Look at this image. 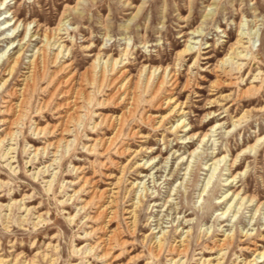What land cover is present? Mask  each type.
Wrapping results in <instances>:
<instances>
[{"label":"rangeland","instance_id":"rangeland-1","mask_svg":"<svg viewBox=\"0 0 264 264\" xmlns=\"http://www.w3.org/2000/svg\"><path fill=\"white\" fill-rule=\"evenodd\" d=\"M56 28L66 54L60 63H71L62 72L53 63L58 50L45 48V33ZM237 38L246 47L243 58L221 63ZM186 46L192 49L184 51ZM38 52L46 55L43 71L33 78L34 92L10 140L15 108L7 109L19 100L11 92L22 87ZM115 61L120 63L112 71ZM164 73L176 80L175 87L169 77L157 89ZM71 75L69 98L56 88ZM84 83L85 94H75ZM124 83L137 97L133 114L121 119L128 100L115 89ZM68 98L79 108L71 123L65 121L71 109L58 107ZM169 99L174 103L165 105ZM176 104L181 105L171 112ZM65 125L67 143L54 149ZM5 137L2 264H216L221 253L220 264H264L258 255L264 252V0H0V138ZM104 139L111 140L107 150ZM86 178L99 191L120 182L113 198L90 200L82 210L92 195L90 183L77 191ZM110 200L114 213L95 220L98 207ZM135 202L132 227L126 210ZM109 215L115 218L106 231L87 235ZM113 230L110 256L103 258L99 247L88 253ZM227 234L232 244L219 251ZM183 238L188 246L179 254Z\"/></svg>","mask_w":264,"mask_h":264},{"label":"bare ground","instance_id":"bare-ground-1","mask_svg":"<svg viewBox=\"0 0 264 264\" xmlns=\"http://www.w3.org/2000/svg\"><path fill=\"white\" fill-rule=\"evenodd\" d=\"M214 1V0H213ZM59 29L60 28H56L55 30H54V33L53 34H48V33H45V41H46V49H49V50H53V49H55V50H58L57 51V53H55V54H53L54 56V60H53V63L55 64V63H60V58H65V55H64V51H65V46L64 45H62V41H60L61 40V38H58V31H59ZM48 34V35H47ZM242 38H237L236 40H235V42L233 43V44H231V46L229 47V51H228V54H227V58H225L223 61H221V63L223 62H226V61H228V60H230V61H232V59H234V58H243V56L241 55V53L243 52V50L246 48V47H244L243 46V42H242V40H241ZM25 40V39H24ZM188 46H186V49L184 50V51H187V50H191L192 48L191 47H188ZM241 49V51H239ZM67 51V50H66ZM41 52V51H40ZM40 52H38V54L37 55H33L32 56V60H31V66H33L32 68H33V70L31 71V72H29L28 73V76H26L24 79V82H23V84H22V87H20L19 89H15L14 91H12L11 92V95H17L18 96V102L17 103H13V104H11V105H9V107H8V109H7V111H10L12 108H15L14 109V114H13V116H14V119L12 120V121H10L9 122V130H8V132L6 133V137H8V139H10V140H13V136H14V131L12 132L11 130L12 129H14L13 127H14V125H17L18 123H19V120L21 119V117H22V113H23V109H24V107H25V105L27 104V102H28V94H29V92L31 91V92H34V77H36V74L39 72V69H40V72L42 73V69L41 68H39L40 66L42 67V63H44V55L45 54H41ZM204 53H207V52H204ZM40 54V55H39ZM43 55V56H42ZM46 56V55H45ZM233 57V58H232ZM97 58H99V57H97ZM212 58V56H208V57H206V58H204V59H211ZM66 59V58H65ZM112 59V58H111ZM98 60V59H97ZM100 60V59H99ZM96 61L97 62V64L94 66V68H95V70L96 69H98V68H100V61ZM107 60V59H106ZM117 60V59H116ZM43 61V62H42ZM46 61V60H45ZM65 61L66 60H64L63 61V63H65ZM119 61V60H118ZM18 63H19V56L18 57H16V58H14V60H13V63H12V65L9 67V70H8V75H12V73H13V71H15V69H16V67H17V65H18ZM118 63H120V62H118ZM116 61L114 62V65L112 66V68H111V70L113 71L114 70V68L116 67V64H118ZM122 63V62H121ZM93 64V63H92ZM105 64H107V63H104V66H105ZM60 65H61V68L58 70V71H67L70 67H71V63H65L64 65H62V63H60ZM45 66V65H44ZM103 66V65H102ZM111 67V66H110ZM238 67H240V66H238ZM93 68V69H94ZM103 68V69H102ZM124 68V67H123ZM92 69V70H93ZM104 69H105V67H101V77L102 78H104V75H105V72L106 71H104ZM242 68L240 67L239 68V70H241ZM87 70V69H86ZM95 70H94V72H95ZM155 71V70H154ZM54 72V71H53ZM86 72V71H85ZM84 72V73H85ZM91 72V71H90ZM152 72V71H151ZM92 73V72H91ZM110 73V72H109ZM124 73H125V71H122L120 74H119V76H117L115 79H113V81H112V83H110L111 85H113V84H115V83H118V80H119V78L120 77H122V75H124ZM153 73V72H152ZM152 73H151V75H150V77H149V80H150V78H151V76H152ZM226 73V72H225ZM95 74H96V72H95ZM126 74V73H125ZM167 74V73H166ZM39 75H40V73H39ZM85 75H87V73L85 74ZM88 76V75H87ZM86 76V77H87ZM90 76V75H89ZM99 76V75H98ZM218 76V75H217ZM85 77V78H86ZM90 77H94V75L92 76H90ZM111 77V76H110ZM170 77V86H173V87H175L176 86V80L175 79H173V77H172V75L170 76V75H165V73L163 74V77H162V80L160 81L159 79V84H158V86H157V89L158 88H160L161 86H163L164 85V83L166 82V80L168 79ZM52 78V77H51ZM84 78V77H83ZM124 78V77H123ZM41 79V78H40ZM101 79V78H100ZM124 79H126V78H124ZM58 80V79H57ZM84 80V79H83ZM90 80H92L91 78H90ZM103 80L104 79H101V82L100 83H102L103 84ZM131 80V79H130ZM222 80V79H221ZM93 81V80H92ZM92 81H89V80H87V81H85V82H87L88 84H90V82H92ZM117 81V82H116ZM139 81V80H138ZM219 81V80H218ZM6 82V81H5ZM5 82L4 83H2L3 85L5 84ZM187 82V81H186ZM220 82V81H219ZM231 82V81H230ZM230 82H229V84H230ZM49 83H50V81H49ZM99 83V82H98ZM126 83H128V81L126 82ZM129 83H130V81H129ZM128 83V84H129ZM147 83V82H146ZM167 83V82H166ZM221 83V82H220ZM32 84H33V86H32ZM101 84V85H102ZM92 85V84H91ZM99 85V84H98ZM109 85V84H108ZM83 87H78V88H76L75 89V94H77V95H82V94H85V89L87 88V84L86 83H84L83 85H82ZM137 87V86H136ZM146 87V86H145ZM100 88V87H99ZM56 89H59L60 90V93L62 94V96L64 95V96H67V97H69L70 98V94L73 92V90H74V82H73V76L71 75V76H69V77H67V79H65V80H62L61 82H59V84H58V86H57V88ZM113 90V89H112ZM115 93H118V92H120V93H122L123 94V97L121 98L122 100H124V99H127L128 101V107L126 108V110L122 113V115L120 116V118L121 119H124L125 117H128L129 115H131V114H133V112H134V109H135V105L136 104H134L135 103V101H136V97H135V95L132 93V91L130 90V89H128V87L126 86V84L124 83V84H122V85H120V86H118V87H116V89H115ZM145 91V90H144ZM154 91V90H153ZM172 92V91H171ZM51 93H52V91H51ZM89 93V92H88ZM156 93V92H155ZM174 93V92H173ZM244 94H245V92H243ZM73 94V93H72ZM112 94H114V93H112ZM242 94V93H241ZM51 95V94H50ZM89 95V94H88ZM53 96V95H52ZM76 96V95H75ZM85 96V95H84ZM113 96V95H112ZM155 96V95H154ZM80 97V96H79ZM109 97V96H108ZM223 97V96H222ZM242 97V96H241ZM52 98V97H51ZM69 98L68 99H66V102H64V103H62V104H60L58 107H60L61 108V106H65V107H68L69 109H71V111L70 112H68V114H67V119L65 120V121H67V122H72L74 119H76L77 118V115H76V112H77V110L79 109L78 107H76L75 106V104H73V105H71V103H73V102H71V101H68L69 100ZM83 98V97H82ZM153 98V97H152ZM240 98V97H239ZM111 99V98H110ZM86 100V99H85ZM121 100V101H122ZM139 100V99H138ZM80 101V100H79ZM44 102V101H43ZM118 102H120V101H118ZM75 103V102H74ZM100 103V102H99ZM159 104H160V102H158ZM169 103H174L173 102V99H169L168 101H165L164 102V104L166 105H168ZM47 104V103H46ZM90 104V103H89ZM45 105V104H44ZM58 105V104H57ZM125 105V104H124ZM160 105H162V104H160ZM180 105L181 104H176L174 107H173V109L171 110V112H173L175 109H177V107H180ZM123 106V105H122ZM44 108H45V106H44ZM55 109H57V108H55ZM40 110V109H39ZM81 110V109H80ZM181 110V109H180ZM178 111V110H177ZM60 112V111H59ZM67 112V111H66ZM66 114V113H65ZM182 114V113H181ZM12 117V116H11ZM103 117V116H102ZM105 117V116H104ZM147 117V116H146ZM145 117V118H146ZM7 120V119H6ZM105 120H106V118H105ZM149 120V119H148ZM122 121V120H121ZM70 122V123H71ZM184 122V121H183ZM61 123H64V122H60V123H58L59 125L61 124ZM121 123V122H120ZM154 123V122H153ZM181 123V122H180ZM65 124V123H64ZM108 124V123H107ZM97 125V124H96ZM114 125V118L113 119H110V122H109V127L110 126H113ZM180 125V124H179ZM68 126V125H67ZM95 126V125H94ZM122 126V125H121ZM57 126H54V127H52L53 128V131H54V129L56 128ZM156 127V126H155ZM178 125L174 128V130H172V131H177L178 130ZM50 128H51V126H50ZM38 129V128H37ZM120 128L118 127V128H116V132H115V134L116 133H118V130H119ZM122 129V128H121ZM172 129V128H171ZM95 130V129H94ZM183 130V129H182ZM53 131L51 130V133H53ZM67 131H69L68 130V128H66V125H65V127H63L62 128V132H61V138L58 140V143H57V145L54 147V149H57L58 150V148L59 147H61V144H62V142H65V143H67V141H66V139H65V137L64 136H66L67 134ZM131 133V132H130ZM132 134V133H131ZM133 134H134V132H133ZM139 135V134H138ZM129 136V135H128ZM207 135L205 134L204 135V137L203 138H205ZM3 138L2 140H1V138H0V147H2V144L5 142V139H7V138ZM104 140H106V139H104ZM104 140H100V143L101 144H103L104 143ZM96 141V140H95ZM98 141V140H97ZM106 142H107V140H106ZM105 142V143H106ZM56 143V142H55ZM69 143V142H68ZM104 143V144H105ZM52 145H54L53 143H51ZM51 144H48L47 146H45L44 148H43V154H47V152H46V149L48 148V147H50V146H52ZM110 144H111V140H108V142H107V147L105 148L106 150H107V148H109V146H110ZM93 146V145H92ZM105 146V145H104ZM11 150V149H10ZM91 150V149H90ZM89 150V151H90ZM88 151V152H89ZM105 151V150H104ZM122 151V150H121ZM57 153V152H56ZM122 153V152H121ZM103 154H104V152H103ZM5 157L6 156H8V152H5ZM39 155V153H38V149H37V151L35 152V154H34V157L36 158L37 156ZM56 155V154H55ZM56 160H54V162H55ZM139 165V164H138ZM11 166V165H10ZM145 166V165H144ZM45 168V167H44ZM49 168H50V166H47V168H46V170L43 172V173H48V171H49ZM78 169V168H77ZM235 170V169H234ZM84 177V176H83ZM108 177V176H107ZM90 179V178H89ZM114 179V178H113ZM118 181H119V178L117 179ZM118 181L116 182V183H109V186H111V188L110 189H103V190H97V188H94L92 185H93V182L91 181V183H90V181H87V178L86 179H84V181H82L83 182V184L80 186V188H79V190H77V191H80L85 185H87L88 183H90L91 184V188H92V195H91V197H90V199H89V201H87L83 206H82V210H84L85 208H86V206L89 204V202H90V200L92 201V200H94V199H97V200H101V199H103V198H109V199H111V198H113L114 197V194L116 193L115 191H114V189H115V187H117V184H118ZM120 182V181H119ZM135 184H133V186H134ZM137 186V185H136ZM135 187V186H134ZM49 188H50V186H49ZM48 191H49V189H47ZM90 191V190H89ZM117 195V194H116ZM1 197V196H0ZM236 197H237V195H236ZM72 198V197H71ZM16 202L17 201H14V204H16ZM105 202V201H104ZM112 202H113V200H110V201H108L107 202V205L106 206H99L98 208H99V211H97V215L95 216V220L96 219H101L102 217H104V215L106 216L107 214H113L114 212H112L111 210H110V207H112L111 206V204H112ZM138 202V201H137ZM100 203V202H99ZM136 203V202H135ZM23 206V205H22ZM137 207H138V204L136 203V204H134L133 206H132V209H130V210H126V214L128 215V217H127V219H128V222H127V224H129V225H132V227L133 226H135L136 225V212H137ZM23 208V207H22ZM21 208V209H22ZM17 209H18V207H17ZM28 213L30 212V209H25ZM113 210V209H112ZM39 218H40V216H38ZM42 217V216H41ZM74 217V216H73ZM113 218H115V216H113L112 217V215H109V217H108V219H107V221H106V223H105V225L104 226H99L97 229H92L89 233H87V235H89V234H92V233H94L96 230H99V231H102V232H104V231H106V225L108 224V223H110V221H112L113 220ZM73 219V218H72ZM104 220H106V219H104ZM93 228V227H92ZM164 235V234H163ZM119 236V235H118ZM116 238H117V233L113 230L112 232H109V234L108 235H106V234H102L101 236H99L98 238H97V242L96 243H94V245L93 246H91L90 247V249L88 250V253H91L94 249H95V247L97 248V247H99L100 249H102V251L104 250V252L102 253V257L103 258H106L108 255L110 256V250H112V248H114V246L115 245H113V240H116ZM119 238V237H118ZM162 237L159 239V240H156V247H157V256H159V253H160V250H161V248H162V245H163V243H162ZM187 241V239L186 238H183L182 240H180L179 241V254L180 253H182V252H185L186 251V249H184V248H186L188 245H185V242ZM232 241H233V237L232 236H229L228 234L224 237V239L220 242V244H218L217 246H216V248H218V250L219 251H223V250H225L229 245H231L232 244ZM116 242V241H115ZM117 243V242H116ZM120 243V242H119ZM181 247H183V249L181 248ZM75 250V249H74ZM155 250V249H154ZM78 251V250H77ZM155 253V252H154ZM221 255V257L220 258H218V259H222V257H223V255H224V253L222 254H220ZM258 255H260V257H264V252H262V253H258ZM116 257V256H115ZM11 259V258H10ZM214 259V258H213ZM217 258H215V260H217L216 261V264H220V261L218 260ZM254 261V260H253ZM204 262H207V261H204ZM3 263V261L0 259V264H2ZM14 264V263H13ZM90 264V263H89ZM104 264H108L107 263V261L106 262H104ZM110 264V263H109ZM244 264H251V262H246V263H244Z\"/></svg>","mask_w":264,"mask_h":264}]
</instances>
